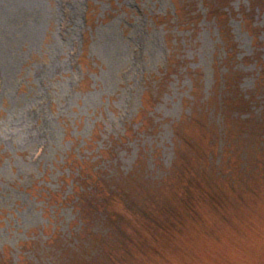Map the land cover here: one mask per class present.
Wrapping results in <instances>:
<instances>
[{
	"label": "rangeland",
	"instance_id": "rangeland-1",
	"mask_svg": "<svg viewBox=\"0 0 264 264\" xmlns=\"http://www.w3.org/2000/svg\"><path fill=\"white\" fill-rule=\"evenodd\" d=\"M264 0H0V264H264Z\"/></svg>",
	"mask_w": 264,
	"mask_h": 264
},
{
	"label": "trees",
	"instance_id": "trees-1",
	"mask_svg": "<svg viewBox=\"0 0 264 264\" xmlns=\"http://www.w3.org/2000/svg\"><path fill=\"white\" fill-rule=\"evenodd\" d=\"M264 82V78H263V81H262V83Z\"/></svg>",
	"mask_w": 264,
	"mask_h": 264
}]
</instances>
